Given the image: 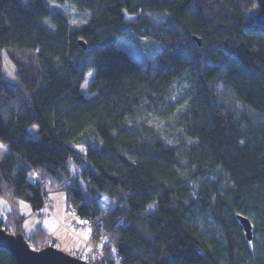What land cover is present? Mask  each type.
<instances>
[{"label": "trees", "instance_id": "1", "mask_svg": "<svg viewBox=\"0 0 264 264\" xmlns=\"http://www.w3.org/2000/svg\"><path fill=\"white\" fill-rule=\"evenodd\" d=\"M53 3L51 14L44 0H0V142L10 151L0 158V198L11 206L0 228L24 234L22 202L44 211L65 187L80 219L103 220L106 260L91 253L90 264H264L256 0ZM119 39L153 54L141 64ZM3 49L15 82L2 73ZM179 81L186 90L171 102ZM102 198L114 205L106 215ZM239 215L252 222L251 241ZM25 238L35 250L60 248L41 227ZM0 264L17 263L0 248Z\"/></svg>", "mask_w": 264, "mask_h": 264}, {"label": "rangeland", "instance_id": "2", "mask_svg": "<svg viewBox=\"0 0 264 264\" xmlns=\"http://www.w3.org/2000/svg\"><path fill=\"white\" fill-rule=\"evenodd\" d=\"M45 5L47 6V8L50 10L51 14H53L56 9L53 3V0H44ZM29 0H23V4L24 5H28ZM127 18H131V16H127ZM85 22H87V18H83L78 25L81 26L82 24H84ZM44 26L50 30L53 31L54 27L51 23V18H46L43 21ZM116 46L120 49H124L127 50L133 58H135L136 60H138L141 64H145L146 63V57L152 55V51L151 49L148 48H144L141 45H138L137 43H135L134 41H130L127 39H119L116 43ZM1 55L3 58V66H2V73L5 77V79H7L8 81L11 82H15L16 81V75H15V65L14 63L11 61V59L9 58L7 51L5 49L1 50ZM94 77V72L90 71L88 72L85 77H84V81L82 84V88L81 91L82 93L89 97L90 94L88 93V89L92 83V79ZM187 87V83L183 82V81H179L176 82L171 89V97H170V101L171 102H176L179 98H181L183 96V93L185 92ZM36 129V128H35ZM79 152H81L83 154V152H85V147L84 146H76L75 147ZM5 148L1 147L0 145V158L5 157L8 154V151ZM181 168L183 171H186V165L184 160L181 158ZM73 164L72 162L70 163V168L72 171L73 168ZM48 200V207L47 210L41 211L39 212V214L42 215H52L53 214V208L51 207L52 202L53 204H55V207L58 208L59 204H64L67 207V217L65 220L60 222L61 226H64L65 228H67L72 234L77 235L81 241V250L78 252H74V251H70L66 248H64L63 246H60V249L63 250L66 253L69 254H78V255H82L84 260L88 258L89 255H91L92 253V249H91V245L94 244V242L96 241L94 238V234H93V230L90 229V227L84 226L87 225L86 223H84L77 217L75 216V214H70L69 210V199L68 196L66 194L65 191V187H61L60 189H56V190H52L48 197L46 198V201ZM100 202L102 203V215H106L107 213H109L112 208L114 207L113 203H111L108 199H104L102 198L100 200ZM22 212L25 214L26 216V221L23 225L24 227V234L25 236L28 238L30 235V229H31V225H30V221L32 220L30 217L31 214H34V211H32L28 205V203H26L25 201H23L22 203ZM4 208H6L7 210L5 211ZM7 211L10 212L11 211V206L9 204V202L4 199V198H0V218H3L4 220H8L7 219ZM44 212V213H43ZM5 213V214H4ZM30 227V229H29ZM14 230L12 229L11 232L12 234H14L13 232Z\"/></svg>", "mask_w": 264, "mask_h": 264}, {"label": "water", "instance_id": "3", "mask_svg": "<svg viewBox=\"0 0 264 264\" xmlns=\"http://www.w3.org/2000/svg\"><path fill=\"white\" fill-rule=\"evenodd\" d=\"M256 2L259 9L254 19L257 25L264 27V0H256ZM193 40L201 46L199 38L194 36ZM80 44L86 49L84 41H80ZM238 218L247 239L251 241L254 237L251 220L241 215ZM0 248L8 250L17 264H90L87 260L80 259L54 246L35 250L30 246L24 234H11L3 228H0Z\"/></svg>", "mask_w": 264, "mask_h": 264}, {"label": "crops", "instance_id": "4", "mask_svg": "<svg viewBox=\"0 0 264 264\" xmlns=\"http://www.w3.org/2000/svg\"><path fill=\"white\" fill-rule=\"evenodd\" d=\"M87 97V96H86ZM36 131L37 129L32 128L30 129V133L33 135V138H36ZM1 147L5 148L8 153L10 152L8 147L0 142ZM76 147V146H75ZM5 150V151H6ZM84 153V152H83ZM51 207L53 208V214L52 215H42L39 214V212H34V214H31L29 218L32 220L30 221V235L35 231L37 227H41L45 232H47L52 239H55L59 246H63L64 248L78 252L81 250V241L77 235L72 234L67 228L60 225V222L65 220L67 217V207L64 204H59V207L56 208L55 204H53ZM6 211L7 209L4 208ZM47 209H44V212ZM43 212V213H44ZM29 235V236H30Z\"/></svg>", "mask_w": 264, "mask_h": 264}, {"label": "built area", "instance_id": "5", "mask_svg": "<svg viewBox=\"0 0 264 264\" xmlns=\"http://www.w3.org/2000/svg\"><path fill=\"white\" fill-rule=\"evenodd\" d=\"M74 176L76 177L77 175L74 173ZM47 203H48V200L46 201V206H45L46 209L48 207ZM69 203H70L69 204V207H70L69 213L75 214V216H77V213H76V211H75V209L72 206L70 201H69ZM80 220L83 222V225H84V223L87 224L84 226L90 227V229L93 230V234L95 236L94 239L96 240L94 242V244L91 245L93 256L98 257L102 261H105L106 260V256H105L106 253L103 250V246L106 243V239L103 236V234L101 233V230L99 229V226L103 224V220L101 218H98L97 220H91V219H80Z\"/></svg>", "mask_w": 264, "mask_h": 264}, {"label": "snow or ice", "instance_id": "6", "mask_svg": "<svg viewBox=\"0 0 264 264\" xmlns=\"http://www.w3.org/2000/svg\"><path fill=\"white\" fill-rule=\"evenodd\" d=\"M23 203V202H22Z\"/></svg>", "mask_w": 264, "mask_h": 264}]
</instances>
